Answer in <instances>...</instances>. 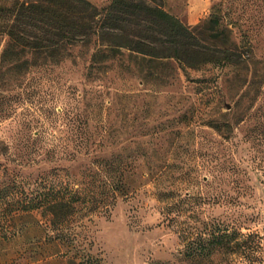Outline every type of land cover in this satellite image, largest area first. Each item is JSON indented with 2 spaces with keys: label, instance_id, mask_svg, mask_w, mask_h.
<instances>
[{
  "label": "rangeland",
  "instance_id": "obj_1",
  "mask_svg": "<svg viewBox=\"0 0 264 264\" xmlns=\"http://www.w3.org/2000/svg\"><path fill=\"white\" fill-rule=\"evenodd\" d=\"M156 2L190 27L216 16L219 23L204 24L221 32L214 45L243 62L184 70L171 60L150 79L144 63L126 73L123 57L91 80L74 49L73 59L40 79L1 85L0 189L8 193L0 197V264H187L185 216L177 225L160 222L151 182L101 209V157L111 153L146 165L178 162L201 217L257 232V264H264V0ZM56 182L67 185L73 208L60 237L26 207ZM189 206L177 205L184 215Z\"/></svg>",
  "mask_w": 264,
  "mask_h": 264
},
{
  "label": "trees",
  "instance_id": "obj_2",
  "mask_svg": "<svg viewBox=\"0 0 264 264\" xmlns=\"http://www.w3.org/2000/svg\"><path fill=\"white\" fill-rule=\"evenodd\" d=\"M206 23L219 20L211 14L202 24L190 27L156 0H110L101 6L89 0H0V86L20 78L40 79L55 66L73 59L74 49L80 57H86L85 76L91 80L100 79L123 57L128 60L123 68L126 73L135 74L136 64L144 63L145 70L140 71L150 79L158 77L156 66L171 60L184 70L206 63L241 64L240 54L214 45L213 39L221 32L213 25L204 27ZM140 150L138 154L147 153L144 148ZM101 170L107 174L101 182L104 211L116 198H126L144 182H151L154 197L161 204L160 222L177 225L185 216L186 230L179 236L187 240V264H257V251H261L257 232L244 233L220 218L201 217L199 203L193 200L190 182L181 176L178 162L146 165L127 162L120 153H111L109 158L101 157ZM66 191L63 183L44 184L26 202L29 210H39L47 219L49 228L56 232L54 237L62 235L67 213L73 211ZM7 193L8 187L0 189V197ZM175 202L190 205L186 215ZM93 209L89 206L90 211Z\"/></svg>",
  "mask_w": 264,
  "mask_h": 264
},
{
  "label": "crops",
  "instance_id": "obj_3",
  "mask_svg": "<svg viewBox=\"0 0 264 264\" xmlns=\"http://www.w3.org/2000/svg\"><path fill=\"white\" fill-rule=\"evenodd\" d=\"M31 264H42L40 261H37L35 263H31Z\"/></svg>",
  "mask_w": 264,
  "mask_h": 264
}]
</instances>
